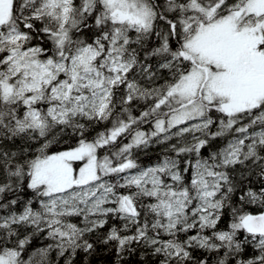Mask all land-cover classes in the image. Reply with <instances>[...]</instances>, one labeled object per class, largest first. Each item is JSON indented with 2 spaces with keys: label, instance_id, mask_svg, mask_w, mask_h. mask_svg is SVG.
<instances>
[{
  "label": "snow or ice",
  "instance_id": "snow-or-ice-1",
  "mask_svg": "<svg viewBox=\"0 0 264 264\" xmlns=\"http://www.w3.org/2000/svg\"><path fill=\"white\" fill-rule=\"evenodd\" d=\"M0 264H264V0H0Z\"/></svg>",
  "mask_w": 264,
  "mask_h": 264
}]
</instances>
